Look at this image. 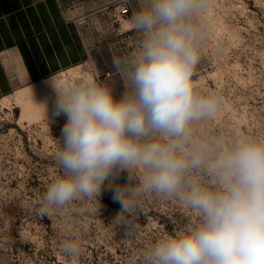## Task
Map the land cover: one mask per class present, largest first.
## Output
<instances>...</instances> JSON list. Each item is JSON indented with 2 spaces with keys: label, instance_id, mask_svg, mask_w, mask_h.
<instances>
[{
  "label": "clouds",
  "instance_id": "9594fccd",
  "mask_svg": "<svg viewBox=\"0 0 264 264\" xmlns=\"http://www.w3.org/2000/svg\"><path fill=\"white\" fill-rule=\"evenodd\" d=\"M212 0H141L128 23L135 51L114 58L126 81L117 98L92 79L68 84L45 77L40 98L53 125L60 120L55 159L62 175L50 182L41 216L77 211L76 202L111 193L119 209L110 219L125 235L149 198L176 201L195 215L141 250L143 264H264V133L199 134L218 116L222 101L202 95L193 81L211 37ZM123 181V182H121ZM84 233L69 224L60 254L75 259Z\"/></svg>",
  "mask_w": 264,
  "mask_h": 264
},
{
  "label": "rangeland",
  "instance_id": "374dc122",
  "mask_svg": "<svg viewBox=\"0 0 264 264\" xmlns=\"http://www.w3.org/2000/svg\"><path fill=\"white\" fill-rule=\"evenodd\" d=\"M109 3L111 19L123 26L118 32L112 27L87 62L57 76L68 84L95 80L119 98L126 81L113 60L129 56L138 46L140 38L128 21L141 0ZM120 5L128 10L122 17ZM207 20L211 37L193 81L200 94L218 95L222 107L216 119L199 126V134L231 138L264 133V0H212ZM35 87L43 85L0 100V264H143L141 250L164 233L196 222L176 201L149 198L137 216L129 218L140 231L126 236L125 229L110 226L119 205L109 192L102 195L101 207L97 201H83L76 202L74 213L39 215L36 209L47 185L63 174L55 159L63 120L53 125L39 102L47 90L35 93ZM17 96L23 99L20 105L13 103ZM7 100L11 103L4 109L1 104ZM69 224L84 233L82 252L75 259L59 251Z\"/></svg>",
  "mask_w": 264,
  "mask_h": 264
},
{
  "label": "crops",
  "instance_id": "0c3cea01",
  "mask_svg": "<svg viewBox=\"0 0 264 264\" xmlns=\"http://www.w3.org/2000/svg\"><path fill=\"white\" fill-rule=\"evenodd\" d=\"M110 0H0V100L80 67L112 27Z\"/></svg>",
  "mask_w": 264,
  "mask_h": 264
},
{
  "label": "bare ground",
  "instance_id": "6f19581e",
  "mask_svg": "<svg viewBox=\"0 0 264 264\" xmlns=\"http://www.w3.org/2000/svg\"><path fill=\"white\" fill-rule=\"evenodd\" d=\"M38 85V84H37ZM36 86V85H35ZM46 90L47 89H45L44 87H35L34 88V92L35 93H40V94H43V93H45L46 92ZM45 95V94H44ZM21 100H23L22 98H20V97H16V98H14V101H13V103L14 104H17V105H20L21 104ZM11 102L10 101H5L4 103H2L1 105H2V108H6V106H8L9 104H10Z\"/></svg>",
  "mask_w": 264,
  "mask_h": 264
},
{
  "label": "built area",
  "instance_id": "2783aa9c",
  "mask_svg": "<svg viewBox=\"0 0 264 264\" xmlns=\"http://www.w3.org/2000/svg\"><path fill=\"white\" fill-rule=\"evenodd\" d=\"M117 10H118V11H117V12H118V15H119L120 17L125 16V15L128 13L127 8H126L125 6H123V5L118 6V7H117ZM106 76L108 77L109 75L106 74Z\"/></svg>",
  "mask_w": 264,
  "mask_h": 264
}]
</instances>
